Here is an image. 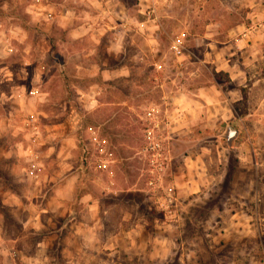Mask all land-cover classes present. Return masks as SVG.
<instances>
[{
  "label": "rangeland",
  "instance_id": "1",
  "mask_svg": "<svg viewBox=\"0 0 264 264\" xmlns=\"http://www.w3.org/2000/svg\"><path fill=\"white\" fill-rule=\"evenodd\" d=\"M104 4L100 43L62 47L53 29L41 85L15 72L36 98L24 120L41 134L25 126L26 142L52 152L59 180L77 178L64 216L43 217L51 232L23 238L26 253L39 239L57 264H264V0Z\"/></svg>",
  "mask_w": 264,
  "mask_h": 264
},
{
  "label": "crops",
  "instance_id": "2",
  "mask_svg": "<svg viewBox=\"0 0 264 264\" xmlns=\"http://www.w3.org/2000/svg\"><path fill=\"white\" fill-rule=\"evenodd\" d=\"M106 1L0 0V60L12 55L23 58L19 68L5 63L0 69V73L4 72L7 76V80L0 81V264H57L55 259L48 256L53 246L43 240H36L31 246V253L27 254L23 238L28 234L38 236L39 233L51 232L44 222V215L52 213L55 217H63L65 203L76 198L77 188V178L73 174L63 181L59 180L62 175L60 170L49 171L52 152L42 151L41 156L26 142L25 126L30 127L36 135L41 134L34 117L24 120L26 113H29L28 106L36 98L27 95L25 84L15 81V72L20 69V72L27 74L31 70L35 78L32 83L41 85L45 72L42 63L52 51L50 37L53 29L65 35L66 41H61L62 47L70 42L89 40L93 36L100 43L109 29L106 28L109 24L104 21ZM19 10L23 11V18L17 15ZM95 11L99 15H95ZM5 19H8L9 28L3 26ZM122 27L123 24L119 23L111 29L119 28L121 31ZM124 27L122 32L126 33ZM35 28L40 42L33 44L29 31L36 30ZM118 39L122 44V33ZM65 51L68 52L69 59L74 56L68 49ZM32 56L40 58L39 65L32 66L29 63ZM69 63L70 61L66 62L68 67L65 68H69ZM76 69L79 67L76 66ZM35 90H38L37 87ZM31 119L34 120L32 124ZM17 126L21 128V132H18ZM29 136L28 134L27 137ZM67 154L69 152L64 148L57 151L61 170ZM38 158L40 161H37ZM31 166L36 170L38 180L29 176ZM80 224L82 223L77 226L75 238L83 231ZM74 248L79 253L81 245Z\"/></svg>",
  "mask_w": 264,
  "mask_h": 264
},
{
  "label": "water",
  "instance_id": "3",
  "mask_svg": "<svg viewBox=\"0 0 264 264\" xmlns=\"http://www.w3.org/2000/svg\"><path fill=\"white\" fill-rule=\"evenodd\" d=\"M238 135V132L236 129L229 127L228 128V134L226 136L227 142L230 144L231 141Z\"/></svg>",
  "mask_w": 264,
  "mask_h": 264
},
{
  "label": "built area",
  "instance_id": "4",
  "mask_svg": "<svg viewBox=\"0 0 264 264\" xmlns=\"http://www.w3.org/2000/svg\"><path fill=\"white\" fill-rule=\"evenodd\" d=\"M10 51H11V50H10ZM30 123H31V124L34 123V120L31 119V120H30ZM36 129H37V127L35 126V130H36ZM28 174H29V176H30L31 178H33V180H38V178H39V176H38V174H37V172H36V170L34 169L33 166H31V168H30Z\"/></svg>",
  "mask_w": 264,
  "mask_h": 264
},
{
  "label": "trees",
  "instance_id": "5",
  "mask_svg": "<svg viewBox=\"0 0 264 264\" xmlns=\"http://www.w3.org/2000/svg\"><path fill=\"white\" fill-rule=\"evenodd\" d=\"M128 197H132L133 196V194H128L127 195ZM42 239V238H41ZM39 240V239H38ZM60 247H63V246H61V245H59V249H61ZM61 251V250H60ZM88 264H102L101 263V261L97 258H94V260L93 261H91V262H89Z\"/></svg>",
  "mask_w": 264,
  "mask_h": 264
}]
</instances>
